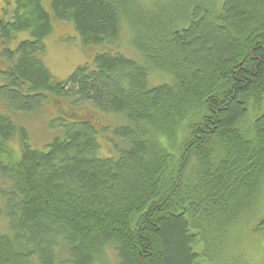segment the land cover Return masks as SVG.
I'll list each match as a JSON object with an SVG mask.
<instances>
[{
    "label": "trees",
    "instance_id": "trees-1",
    "mask_svg": "<svg viewBox=\"0 0 264 264\" xmlns=\"http://www.w3.org/2000/svg\"><path fill=\"white\" fill-rule=\"evenodd\" d=\"M2 1L0 264L226 256L264 197V0H171L154 13L135 0H14L9 15ZM62 22L93 52L57 80L42 56ZM124 30L134 57L120 50ZM49 97L121 122L99 129L58 109L34 147L14 116Z\"/></svg>",
    "mask_w": 264,
    "mask_h": 264
},
{
    "label": "rangeland",
    "instance_id": "rangeland-1",
    "mask_svg": "<svg viewBox=\"0 0 264 264\" xmlns=\"http://www.w3.org/2000/svg\"><path fill=\"white\" fill-rule=\"evenodd\" d=\"M4 1H6L7 3L5 10L6 14H8V7L14 4V0ZM135 1L138 3V5H144L143 3H147L146 7H148L149 11L152 13L156 12L155 10H157L156 8L158 6L168 5L170 2H172L171 0ZM221 1L222 0H218V2ZM1 6H3L2 0H0V10L2 8ZM27 36V33L18 34L16 40L10 44V47H14L18 40L24 39ZM44 44L45 53L42 56L43 62L51 72V75L57 80L65 79L77 65L84 62H90V56L93 52V49H91V51H86V49L81 48L77 34L75 33V31H73V27L71 26V24L67 22L55 24V30L50 36L45 38ZM120 50L129 57L136 56L134 50L129 46L126 30L122 32V42L120 41ZM3 65L4 64L0 61V67H3ZM166 81H169L166 76L157 74H150L149 76L150 84H157ZM58 109H62L64 112H74L77 116L81 115L89 117L93 121L94 125L99 129L108 124L114 125L117 122H121L120 117L118 116L109 115L103 117L101 114L93 110L92 107L88 104H82L75 107V109H71L63 101L53 97H49L48 103H45L42 109L37 113L28 115L20 113L14 116L17 122H20V124H23L28 129L30 133V140L32 142L31 144L34 147H41L51 138V135L53 133L49 129V125L50 121L56 117ZM0 110H6L5 105L1 102ZM107 137L108 135L106 133H104V135H98V139L100 142L99 150L102 154H107L109 152V143L107 141ZM12 146L14 148H17L16 140L12 141ZM259 206L260 207L258 208V213H256L254 215V218H251L250 220V222L253 223L257 218L255 224H246L242 226V229H240L239 232H236V234L233 235V239H230L231 249L228 250V254H226V256L225 254H223L222 258L220 257L215 264H264V261L262 260L263 258H259V256L264 255V252L258 251L257 248L258 242L264 240V197L261 200ZM244 221L247 222V219ZM3 227L4 221L0 218V229H2ZM255 229H259V231L255 233ZM109 255L110 256L108 257V262L109 264H111L115 260L112 254ZM202 264L209 263L203 262Z\"/></svg>",
    "mask_w": 264,
    "mask_h": 264
}]
</instances>
